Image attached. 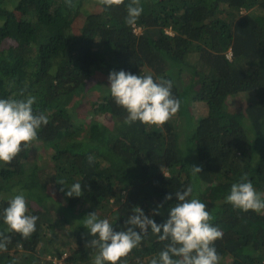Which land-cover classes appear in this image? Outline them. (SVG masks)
I'll return each instance as SVG.
<instances>
[{"label":"trees","instance_id":"1","mask_svg":"<svg viewBox=\"0 0 264 264\" xmlns=\"http://www.w3.org/2000/svg\"><path fill=\"white\" fill-rule=\"evenodd\" d=\"M127 2L106 9L98 0H72L74 7L65 0H0V98L33 95L34 111L49 119L11 164L0 161V232L10 237L0 264H92L98 250L85 246L94 238L83 223L89 213L109 219L115 231L126 230L135 207L164 223L176 191L188 185L223 232L215 241L220 264L225 258L227 264H264V214L225 202L245 173L264 194V0H141L135 33L125 23ZM95 67L170 79L181 110L183 98L206 101L191 134L202 168L197 180L183 165L172 118L162 127L125 124L128 113L115 103L110 82L92 94L101 99L100 117L109 116L112 125L91 118L89 102L86 112L69 108ZM242 92L252 95L246 106H230L228 96ZM76 182L81 196L68 197ZM21 193L27 214L39 217L27 239L3 221V209ZM43 193L55 194L63 208L42 202L33 208L29 201ZM47 224L59 234L49 249L41 248ZM164 243L150 233L118 264H150Z\"/></svg>","mask_w":264,"mask_h":264},{"label":"clouds","instance_id":"2","mask_svg":"<svg viewBox=\"0 0 264 264\" xmlns=\"http://www.w3.org/2000/svg\"><path fill=\"white\" fill-rule=\"evenodd\" d=\"M69 7H74L72 0H65ZM105 8L125 4V0H98ZM125 23L135 33L137 21L144 9L141 0H128ZM110 94L118 106L123 107L128 115L124 123L131 125L137 121L145 125L162 127L181 107V101L173 95L174 83L163 77L154 78L151 74L136 75L124 70L110 72ZM24 97V92L19 94ZM36 97L0 98V161L11 162L38 138V130L48 124V116L35 112L33 105ZM89 162L93 157H88ZM195 177L201 173L200 166H191ZM165 176L167 174L164 172ZM169 178V177H168ZM63 183V181H59ZM64 191V189H61ZM82 186L76 182L68 187V197L81 196ZM177 202L169 209V217L158 224L152 216L146 215L141 207H135L125 221L126 230L115 231L109 219H100L96 212L89 213L83 220L88 234L92 237L86 242V248L97 249L92 264H118L127 257L151 233L164 243L158 258L150 264H220L221 257L215 247V241L223 238V232L211 221L214 219L207 206L198 197H193V186L188 185L183 191H176ZM171 200L172 195L165 197ZM225 202L245 213L254 211L264 214V194L257 192L251 179L245 173L231 185ZM162 206V205H161ZM28 213L24 194H16L3 209V221L8 230L29 238L36 231L39 219ZM159 214L153 210V215ZM139 229V231H137ZM162 230V233H161ZM10 237L0 232V251H7Z\"/></svg>","mask_w":264,"mask_h":264},{"label":"rangeland","instance_id":"3","mask_svg":"<svg viewBox=\"0 0 264 264\" xmlns=\"http://www.w3.org/2000/svg\"><path fill=\"white\" fill-rule=\"evenodd\" d=\"M229 54V52H228ZM232 57V55H231ZM115 71L118 72V70L115 68L113 69ZM111 71H107L104 68H97L95 67L93 69V74L92 76L85 82L84 85L80 86L79 89L77 91H75L76 94V98L73 100L71 99V103L69 105V108H71L73 105L77 106L76 110H80V111H85L86 112V103L89 102L91 103V106L88 108V112L90 111L94 113V115H90L91 118L100 120L102 123H108L109 125H112L113 122L111 120V118L109 116H103L100 117L102 115L101 113V107L103 106L101 104V99H98V97H95L94 94H92L93 92H99V91H103L106 86L108 87L109 85V74ZM108 72V73H107ZM108 74V75H107ZM98 85L97 90H95L94 88ZM180 85V84H179ZM184 86L181 84L179 86L180 91H182ZM85 90V91H84ZM85 93V95H83ZM82 96H84L83 101H81ZM248 96H252L251 92H249L247 95L245 93H239V94H231L228 96V101H229V105L232 106L233 108L236 107V104L238 105V107L240 108H244V106H246L247 101H249L252 97L247 98ZM247 98V100H246ZM183 103L186 102L187 106L186 108H184V110L180 108L179 112L172 117V122L175 126V129L177 131L178 134V142H179V147H181L183 149V154L182 157L185 159L183 165L184 167L187 169L188 172H191L190 167L193 165H197L196 164V158L194 157V154L197 153L196 147L194 149L193 144H191V134H192V128L195 127L197 120L201 117H203L206 112H207V103L205 100L202 101H197L191 103L187 98H183L182 99ZM236 101L240 102V104H238ZM183 106V104H182ZM186 111V112H185ZM91 118L88 119V117L86 118L85 121L91 120ZM36 150V149H35ZM38 150H36L35 152H37ZM39 153L47 160V158H50L52 155V152L50 150H48L47 148H41V150L39 151ZM34 154V151H33ZM180 166V165H178ZM184 173V171H182ZM197 177H193V179L195 180ZM197 180V179H196ZM205 187V186H204ZM208 190V187H205ZM55 195V194H54ZM53 194H42L41 196L38 194L36 196V200H30L29 203L32 205L33 208H37L39 207V205L37 203H43L44 206H48V207H54V203L55 206H57L58 204V208L61 209L63 208L61 205V202L58 199H55ZM38 201V202H37ZM60 213L66 212V210H60ZM61 223H64V226L67 227V224H69L67 221H60ZM57 226H53L51 224H47L45 226V232L43 233V237H42V244H41V248L42 247H47L48 249L51 247L52 243L55 242V240H57V238L59 237L58 234V230H57ZM67 252H69V250H65ZM66 252L62 253V256L58 259L57 256L55 257V259H58L59 261H63L64 257L66 256ZM47 257H49V254H47ZM222 264H227V258H225L223 260V262H221Z\"/></svg>","mask_w":264,"mask_h":264},{"label":"built area","instance_id":"4","mask_svg":"<svg viewBox=\"0 0 264 264\" xmlns=\"http://www.w3.org/2000/svg\"><path fill=\"white\" fill-rule=\"evenodd\" d=\"M228 55H229V57L231 58L232 52H231V51H229V54H228Z\"/></svg>","mask_w":264,"mask_h":264}]
</instances>
